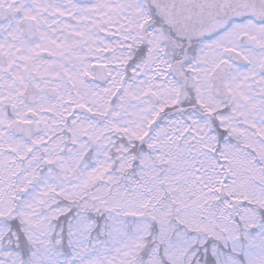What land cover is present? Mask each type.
<instances>
[{"label": "flooded vegetation", "instance_id": "af4514ba", "mask_svg": "<svg viewBox=\"0 0 264 264\" xmlns=\"http://www.w3.org/2000/svg\"><path fill=\"white\" fill-rule=\"evenodd\" d=\"M245 23L259 28L264 72L259 12L192 37L174 34L170 9L148 0H0V213L56 175L69 154L95 158L100 144L85 133L103 130L105 153L118 142L121 161L140 164L151 143L172 148L176 125L190 138L193 119L209 124L214 119L202 113H225L210 78L231 54L248 51L239 30ZM208 59L199 84L200 60L205 68ZM228 63L232 94L240 67ZM203 97L214 106L203 108ZM131 117L144 131L137 139L127 130Z\"/></svg>", "mask_w": 264, "mask_h": 264}, {"label": "rangeland", "instance_id": "374dc122", "mask_svg": "<svg viewBox=\"0 0 264 264\" xmlns=\"http://www.w3.org/2000/svg\"><path fill=\"white\" fill-rule=\"evenodd\" d=\"M256 34L257 32H250L249 40H253H251L252 45L262 44V40H254ZM251 55L255 64H258L261 58L259 52L255 54L251 52L249 56ZM203 63L204 61L200 60V71L197 77L199 84L204 80L203 74L211 66L209 63H212V60L208 59L205 62L207 64L205 68ZM252 76L257 79L255 80L257 83H262L256 73V67L253 71L241 70L238 72L235 81L233 80L234 83H232L235 97L233 96L230 103L228 102V112L231 117L218 118L220 119L218 125L226 133V137L232 140V144L224 146L220 152L221 161L224 164L221 168L224 170L223 175L220 178L222 180L226 172L229 177L223 186L225 200L220 202L217 210L225 214L233 202L237 211L236 220L237 222L240 220L241 223L237 226L235 219L225 217V222L217 224V229H215L213 224L206 223L203 218H200V216L205 218V215L204 211L198 207L203 209L212 198L216 200L222 184L221 180L217 182L215 184L217 185L215 189H217L213 196L209 194L213 181H208L207 184L205 180L211 179L208 178L211 172H203L204 177L199 178L205 179L201 181V188L192 191L190 185H192L191 179H195L193 178L195 173L191 168H188L189 163H185L187 158L184 160V154L174 159L172 151L167 152L164 156H156L157 159L153 160L156 162V166L149 164L150 161L146 162V160L152 159V155L144 156L142 166H139L141 171L137 172L138 181H132L133 186L130 191L120 190L117 203L113 204V208H111L112 213L108 216L110 233L107 241L94 240L93 245L89 246L87 245L88 226L86 223L79 220L73 226L71 237L75 247L74 260L77 262L76 264H131L147 233L149 219L159 216V214L166 215L168 212L167 206L160 205V201L164 199V193L173 196L175 203L179 204L180 218L178 216V220H183L184 227L194 234L189 238L184 232H178L170 239L162 238V242L165 244L163 256L168 264H185V260H191V256L185 258L187 251L197 245L201 247L205 242L204 238L198 239V236L211 235L215 230L225 235L224 243L221 245L229 246L230 255L224 259L221 258L220 264H242L238 262L240 260L244 264H264V224H260L259 221L264 213V174L260 172L262 168L264 169V102L258 98V94L255 95V92L251 93L250 91L251 86L255 83L251 79ZM259 89L264 91V87L260 86ZM202 92V87L199 86L197 93L202 94ZM197 100H200L198 103L203 108L207 109L208 105L214 106V103L207 97L197 98ZM145 115L141 119L146 122ZM130 119V121L127 120V130L131 136L137 139L142 134L139 131L140 124L138 122L131 124L134 118ZM192 133L191 139L184 143L185 147L189 141L194 142L193 150L211 145L205 135L204 123L195 122ZM90 135L95 137L100 144L92 170H85L82 175L79 173L80 176H78L79 155L76 153L70 155L57 166L60 170L53 176V180H47L42 184L38 194L31 198V204L29 202L24 209L21 208L20 219L27 229H30L29 238L35 243L42 239L46 240V237L51 233L47 228L49 220L60 213L52 211L48 216L40 214V210H46L49 204L46 206L39 204L47 199L49 193H56L57 196L65 197L67 200H78L85 188L90 189L102 181L103 171L110 167V162L103 158L105 146L102 139L99 141L105 134L96 130L94 134L91 132ZM80 147H83V144ZM149 147L148 150L153 152L162 150V147L156 142L151 143ZM241 148L253 150L258 156V162L262 168H258L251 160L250 155ZM174 149L178 150V147L174 146ZM68 159L71 161H67ZM121 164L120 167H123L124 170L128 169L129 165L126 162ZM253 164L254 167H251ZM213 165H217V163H208L204 169L206 167L212 169ZM257 181L263 185L257 184ZM142 185L145 187L143 191L139 189ZM187 186L188 189L181 191ZM103 191L106 193L107 189ZM176 193H180L181 196ZM146 207L149 208L148 212H145ZM160 225L165 227L162 223ZM239 232L242 233V236ZM39 245L45 246V244ZM16 261L17 259L11 257H0V264H16ZM154 261H156L155 255H152L148 264H154Z\"/></svg>", "mask_w": 264, "mask_h": 264}, {"label": "trees", "instance_id": "16d2710c", "mask_svg": "<svg viewBox=\"0 0 264 264\" xmlns=\"http://www.w3.org/2000/svg\"><path fill=\"white\" fill-rule=\"evenodd\" d=\"M205 156L208 155L198 154L195 161L201 163L203 158L206 159ZM88 163L89 160L86 161V164ZM137 170V167H133V171L123 172L117 165H113L110 173L105 175L100 183L90 189H85L80 199L68 202L64 198L54 196L53 204L44 213L51 209H64L66 211L49 222L51 235L45 246L32 243L28 239L27 227L20 220L19 215H16L14 225L7 230L5 235L0 236V254L16 258L17 264H76L77 262L74 260L75 247L71 237L73 226L79 220L86 223L88 226L87 245L89 246L93 245L94 240L98 242L107 241L110 233L108 216L112 213L111 208H113V204L117 203L120 190L130 191L132 189V181H137V179L133 180L131 175L135 177ZM260 172L264 174V169L262 168ZM193 178L196 181L191 179L190 188L192 191H197L201 188V181L204 180L199 179L200 176L196 174ZM205 181L208 184V180ZM257 184L263 185L258 181ZM186 188L188 189V186L182 188L181 191ZM105 189H107L106 193L103 191ZM139 189L143 191L145 187L142 185ZM180 193H176V195L181 196ZM163 198L160 205L164 204L167 209L169 207L168 212L166 215L159 214V216L149 219L147 233L131 264H148L154 254L156 260L154 264H168L163 256L165 244L162 242V238L170 239L178 232H184L189 238L194 235L184 227L183 220H178L179 204L175 203L173 196L164 193ZM206 204L203 209L198 207L204 211L205 215V218L202 216L200 218H203L206 223L213 224L215 229H217V224L225 222V217L234 219L237 214L233 206L225 214H222L213 207L215 202L210 201ZM148 210L149 208L146 207L145 212ZM259 221L260 224H264V213ZM160 223L164 224L165 227L161 226ZM224 237L225 235L217 230L211 235L198 236V239L204 238L205 242L203 246L197 245L187 251L186 258L192 256V259L190 261L185 260V264H220L221 258L224 259L230 255L229 246L221 245L224 243ZM238 262L244 264L242 260Z\"/></svg>", "mask_w": 264, "mask_h": 264}, {"label": "water", "instance_id": "95a60500", "mask_svg": "<svg viewBox=\"0 0 264 264\" xmlns=\"http://www.w3.org/2000/svg\"><path fill=\"white\" fill-rule=\"evenodd\" d=\"M172 8L176 30L195 34L211 22L250 10L264 12V0H154Z\"/></svg>", "mask_w": 264, "mask_h": 264}]
</instances>
